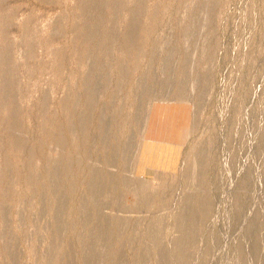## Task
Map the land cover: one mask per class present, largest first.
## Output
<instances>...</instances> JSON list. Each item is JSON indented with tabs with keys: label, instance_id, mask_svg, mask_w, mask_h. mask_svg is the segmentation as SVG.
<instances>
[{
	"label": "rangeland",
	"instance_id": "1",
	"mask_svg": "<svg viewBox=\"0 0 264 264\" xmlns=\"http://www.w3.org/2000/svg\"><path fill=\"white\" fill-rule=\"evenodd\" d=\"M0 264H264V0H0Z\"/></svg>",
	"mask_w": 264,
	"mask_h": 264
}]
</instances>
